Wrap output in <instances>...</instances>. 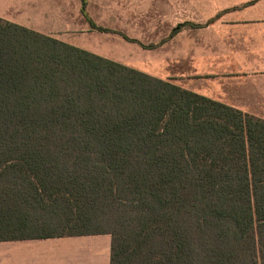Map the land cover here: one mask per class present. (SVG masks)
<instances>
[{"label":"trees","instance_id":"16d2710c","mask_svg":"<svg viewBox=\"0 0 264 264\" xmlns=\"http://www.w3.org/2000/svg\"><path fill=\"white\" fill-rule=\"evenodd\" d=\"M94 234L109 264H264V119L0 17V241Z\"/></svg>","mask_w":264,"mask_h":264},{"label":"crops","instance_id":"0c3cea01","mask_svg":"<svg viewBox=\"0 0 264 264\" xmlns=\"http://www.w3.org/2000/svg\"><path fill=\"white\" fill-rule=\"evenodd\" d=\"M158 1L0 0V17L90 53L113 56L115 52L112 50L122 44L132 49L148 50L139 43L154 44L155 47H163L165 43L148 38L144 40L134 34L125 35L139 43L127 41L120 34L121 38L117 36L116 30L119 28L116 23L112 25L101 22L87 12L96 26L109 29L99 31L89 25L81 9L156 7ZM206 2L205 6L212 7H251L255 14L212 16L202 22L191 19L185 21L189 26L181 27L171 35L174 46L180 50L172 54L256 57L257 65L251 71L241 69L236 76L229 79V84L235 85L227 87L226 90H223V87L222 91L225 97L235 96V103L251 104L252 114L264 119V0ZM181 23L178 22L177 25ZM183 33H186L188 38L185 34L181 35ZM193 33L196 37L192 36ZM185 88L205 96L210 95L193 85H185ZM222 99L220 102L228 104L226 99ZM110 243L109 234L0 241V264H109Z\"/></svg>","mask_w":264,"mask_h":264},{"label":"rangeland","instance_id":"374dc122","mask_svg":"<svg viewBox=\"0 0 264 264\" xmlns=\"http://www.w3.org/2000/svg\"><path fill=\"white\" fill-rule=\"evenodd\" d=\"M157 3L156 7L87 8V12L99 21L112 25L116 23V27L119 28L116 30L118 33L139 35L144 40L148 38L159 42L164 41L165 43L163 47L148 50L142 48L132 49L122 44V46L112 50L115 55L103 57L150 75L168 79L184 88L185 85H193L206 92L207 95L210 94L207 97L219 101L224 98L228 104L252 114L251 104L235 103V96L225 97L222 88L224 87L223 90H226L227 87H233L232 85H235V83L229 84V79L236 76L241 69L251 71L257 65L256 57L172 54V52L180 50L174 46L171 35H173L172 31L175 27L189 26L184 22L190 19L202 22L212 16L254 15L253 9L251 7L222 8L205 6L206 0H159ZM178 22L182 23L177 25ZM196 26H203V24ZM118 33L117 36L121 38ZM194 33L192 36L196 37ZM184 34L188 38L186 33L181 35Z\"/></svg>","mask_w":264,"mask_h":264}]
</instances>
